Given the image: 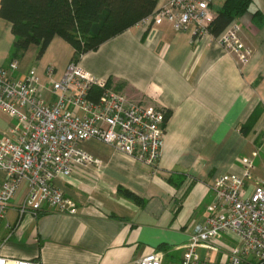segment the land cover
<instances>
[{
  "label": "crops",
  "instance_id": "1",
  "mask_svg": "<svg viewBox=\"0 0 264 264\" xmlns=\"http://www.w3.org/2000/svg\"><path fill=\"white\" fill-rule=\"evenodd\" d=\"M225 1L212 0L214 17ZM235 21L254 49L245 64L218 41L179 31L168 20L139 22L82 55L85 69L139 105L166 110L157 169L100 139H87L82 148L98 164L76 165L70 176L55 179L69 210L45 207L21 215L24 182L0 224V254L43 264H133L161 249L163 264H179L191 231L208 217L219 175L242 173L258 151L248 190L263 181L264 0H252ZM14 40L12 23L0 16V69ZM37 53L31 44L12 75L22 79L34 70L49 87L63 76L75 50L55 36L40 59ZM15 123L0 113V138ZM3 181L0 171V186Z\"/></svg>",
  "mask_w": 264,
  "mask_h": 264
},
{
  "label": "built area",
  "instance_id": "2",
  "mask_svg": "<svg viewBox=\"0 0 264 264\" xmlns=\"http://www.w3.org/2000/svg\"><path fill=\"white\" fill-rule=\"evenodd\" d=\"M212 0H158L154 12L142 23L168 20L179 31L218 41L240 64L254 49L242 38V26L231 22L218 36L210 31L214 18ZM18 62L0 69V113L16 119L0 138V224L21 185L28 193L20 214H39L45 207L68 211L63 191L55 183L70 176L76 165H96L98 160L82 148L90 138L100 139L134 155L156 171L162 156L167 112L141 106L80 62L71 61L59 79L42 86L30 70L22 79L12 72ZM94 88L100 93L96 96ZM51 98L52 100H50ZM259 154L254 152V157ZM254 157L242 173L219 175L212 184L214 201L207 219L195 225L179 264H264V180L250 190ZM70 211H75L71 209ZM226 239L236 240L231 245ZM220 254L217 260L202 259L199 250ZM165 252L155 249L133 264H163ZM0 264H43L0 254Z\"/></svg>",
  "mask_w": 264,
  "mask_h": 264
},
{
  "label": "trees",
  "instance_id": "3",
  "mask_svg": "<svg viewBox=\"0 0 264 264\" xmlns=\"http://www.w3.org/2000/svg\"><path fill=\"white\" fill-rule=\"evenodd\" d=\"M251 2L226 0L210 24L211 33L218 36L249 11ZM157 3L158 0H1L0 16L12 23L15 36L4 67L19 63L31 44L38 46L36 59H40L55 36L73 46L72 61L79 62L82 55L99 49L107 40L149 17ZM260 14L255 12V16ZM94 93L97 96L100 90L94 88Z\"/></svg>",
  "mask_w": 264,
  "mask_h": 264
},
{
  "label": "rangeland",
  "instance_id": "4",
  "mask_svg": "<svg viewBox=\"0 0 264 264\" xmlns=\"http://www.w3.org/2000/svg\"><path fill=\"white\" fill-rule=\"evenodd\" d=\"M226 240L231 245H235L238 242V239L233 240V241L230 240V239L229 240L226 239ZM198 252H199L200 256L202 257V259H206L207 257H210L211 260H217L220 257V254L219 253L209 252V251L204 250V249H200Z\"/></svg>",
  "mask_w": 264,
  "mask_h": 264
}]
</instances>
